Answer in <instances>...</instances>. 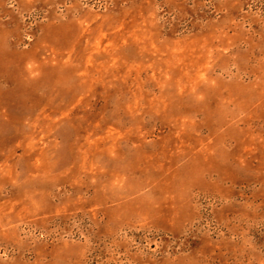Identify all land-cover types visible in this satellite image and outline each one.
Segmentation results:
<instances>
[{"label":"rangeland","instance_id":"rangeland-1","mask_svg":"<svg viewBox=\"0 0 264 264\" xmlns=\"http://www.w3.org/2000/svg\"><path fill=\"white\" fill-rule=\"evenodd\" d=\"M0 264H264V0H0Z\"/></svg>","mask_w":264,"mask_h":264}]
</instances>
